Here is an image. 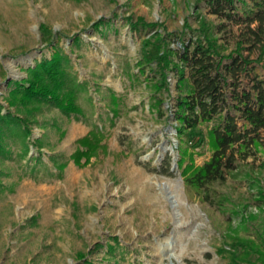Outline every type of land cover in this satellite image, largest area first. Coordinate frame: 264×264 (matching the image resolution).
<instances>
[{
	"label": "rangeland",
	"instance_id": "374dc122",
	"mask_svg": "<svg viewBox=\"0 0 264 264\" xmlns=\"http://www.w3.org/2000/svg\"><path fill=\"white\" fill-rule=\"evenodd\" d=\"M208 11L206 0H0L2 113L21 117L8 104V83L21 81L29 66L55 52L69 57L85 109V116L69 117L46 109L24 142L14 135L5 140L0 264H230L219 254L231 248L230 236L261 243L264 144L235 178L213 185L219 195L214 204L203 201L186 187L178 165L171 107L176 78L168 77L170 93L158 94L164 98L160 113L153 64L140 67L144 39L159 30L185 32L186 40L203 22L221 23ZM239 32L237 25L221 30L227 51ZM258 72L264 76V66ZM54 121L60 128L50 126L52 145L41 146L40 154V123ZM93 122L104 125L106 150L79 165L73 154ZM261 136L264 143V129ZM25 144L30 151L21 159ZM39 154L47 166L32 172L29 158ZM207 155L196 156V163Z\"/></svg>",
	"mask_w": 264,
	"mask_h": 264
},
{
	"label": "trees",
	"instance_id": "16d2710c",
	"mask_svg": "<svg viewBox=\"0 0 264 264\" xmlns=\"http://www.w3.org/2000/svg\"><path fill=\"white\" fill-rule=\"evenodd\" d=\"M206 4L208 12L221 23L209 27L203 22L186 40L185 32L174 36L155 30L143 41L140 67L153 64V99L160 113L164 98L158 94L170 93L168 77L174 74L177 94L171 107L173 120L178 122L179 169L186 187L214 204L219 195L213 185L235 178L242 162L256 156L264 144V76L258 72V67L264 66V0H206ZM139 22L144 23L141 19ZM232 25H237L240 32L235 36V48L227 51L219 34ZM171 41H178L180 46H172ZM254 51L258 53L256 58L251 57ZM68 62L67 55L55 52L51 58L29 66L27 77L21 81L8 83V104L16 106L21 117L12 111L2 113L0 105V154H7L4 143L11 136L24 142L31 135L30 124L38 123L37 116L46 109L56 108L67 117L85 116L80 99L83 86L68 69ZM112 99L117 104L114 93ZM40 125L45 126V132L35 144L41 154V146L52 145L48 141L50 126H60L56 121ZM103 129L104 125L93 122L89 132L78 139L79 147L73 154L77 164H88L91 157L106 150ZM29 151L25 144L21 159ZM40 154L29 158L30 171L45 165ZM202 154L209 156L197 164L196 156ZM60 176L61 171L56 174ZM229 238L231 248L221 247L219 254L228 257L230 264H264V237L261 243L236 235ZM85 264L94 263L87 260Z\"/></svg>",
	"mask_w": 264,
	"mask_h": 264
}]
</instances>
